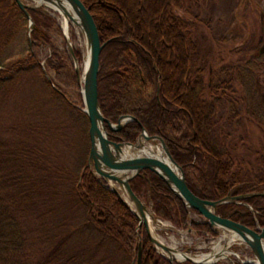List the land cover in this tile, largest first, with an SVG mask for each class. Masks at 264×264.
Masks as SVG:
<instances>
[{
  "label": "trees",
  "instance_id": "16d2710c",
  "mask_svg": "<svg viewBox=\"0 0 264 264\" xmlns=\"http://www.w3.org/2000/svg\"><path fill=\"white\" fill-rule=\"evenodd\" d=\"M81 1L104 45L101 112L113 123L122 115L137 119L120 131L107 126L109 140L134 143L142 128L162 137L201 198L262 192L264 155L253 165L226 127L240 117L264 122V42L233 46L220 66L197 37L200 18L190 3L198 0ZM48 11L29 9L36 26L29 39L17 3L0 0V264H136L137 232L141 264H171L144 226L136 232V215L91 170L89 120L68 93L79 86L77 74L68 51L55 43L62 33ZM259 12L264 23V3ZM43 47L49 48L44 58ZM74 53L81 63L80 51ZM130 184L159 219L216 235L155 172L145 169ZM216 213L263 227L264 194L221 203Z\"/></svg>",
  "mask_w": 264,
  "mask_h": 264
},
{
  "label": "water",
  "instance_id": "95a60500",
  "mask_svg": "<svg viewBox=\"0 0 264 264\" xmlns=\"http://www.w3.org/2000/svg\"><path fill=\"white\" fill-rule=\"evenodd\" d=\"M19 6L22 12L25 14L28 21V37L30 39V31L36 28L32 21L29 9H38L39 7L51 8L54 12H57L62 17L63 22V37L67 44V50L70 53L72 63L74 64L75 72L77 74V82L81 87L82 106L76 105L80 108L88 117L90 138V166L94 174L105 181L107 188L116 192L119 198L126 204V206L136 215L137 221H139L137 230L144 226V230L147 232L149 241L153 244L155 249L164 255L171 264L180 261H191L195 264H215L218 260H195L186 251L177 250L174 246L165 243L158 237L153 236L148 227V220H146L145 213L147 211L152 212L149 206L140 199L135 191L131 188L130 182L133 177L141 175L143 170L148 169L155 172L161 177L164 182L168 184L173 190L175 195L181 198L184 202V206L200 214L209 227L217 234L218 230L224 229L227 232L234 233L238 237V241L245 243L252 252L253 259L245 260L249 264H264V226H258L257 228H250L244 223L230 219L216 213V208L225 202L241 203L242 200L251 197L253 195H263L262 192L240 193V195H230L219 200H207L196 196L187 185L184 171L181 166L177 164L173 156L170 154L169 148L166 145L164 139L158 135H149L145 128H142L141 134L134 143L125 141L115 142L109 140L107 133L108 129L112 131H120L127 122L137 121L133 116L122 115L117 123H113L101 112V106L98 100V72L100 69L99 58L103 44H101L99 38V31H97L96 22L93 19L90 10L84 5L81 0H14ZM54 5L56 7H54ZM75 23L80 31L83 33L86 42V51L88 53L87 60H84V67L80 70L78 59L74 53V47L70 43L68 27L70 23ZM65 27V28H64ZM43 72L51 86L64 96V94L52 84L51 76H49L46 68L43 64ZM158 91V89H157ZM158 96V95H157ZM142 139L147 142L157 143L161 146L165 156L168 160L151 159L149 157H140L137 155L136 150L143 147ZM128 200L133 204L134 209L131 208ZM253 211V208L251 209ZM190 230V229H189ZM139 244L137 250L136 264H141V236L139 232ZM174 252H180L183 254V258L180 260L175 259L172 254ZM209 254V253H204ZM229 255L238 257V254L234 250H229V254L224 258L231 259ZM221 257V256H220ZM222 259V258H221Z\"/></svg>",
  "mask_w": 264,
  "mask_h": 264
},
{
  "label": "rangeland",
  "instance_id": "374dc122",
  "mask_svg": "<svg viewBox=\"0 0 264 264\" xmlns=\"http://www.w3.org/2000/svg\"><path fill=\"white\" fill-rule=\"evenodd\" d=\"M264 0H198L196 6L192 5L195 13L199 15L197 29V37H199L202 47L208 51L211 57L216 58V63L220 66L227 63L229 59V49L233 46L244 44L246 41H252L261 47L264 42V28L263 20L259 12V5L262 7ZM49 8H46L48 11ZM59 22L62 36L55 37V43L59 48L67 50V44L63 37V20L60 14L49 9ZM183 14V12H181ZM70 43L74 49H78L82 56L80 70L84 67V60L86 58V42L83 33L80 31L75 23H70L68 28ZM42 57L44 58L49 53L48 47L42 48ZM223 58V59H222ZM223 60V61H222ZM214 62L212 63V67ZM217 68V67H216ZM221 68H219L220 70ZM220 76L224 73L218 72ZM52 73H50L51 75ZM206 81H209V75L205 76ZM69 95L79 105L78 96L81 94V87L71 88L68 90ZM227 102V101H226ZM221 109L222 114L226 115L227 109L224 105ZM239 108L241 107L238 104ZM83 107V106H82ZM237 107V106H236ZM241 118V117H240ZM240 121L235 120L234 125L227 126L226 130L232 132L234 142L240 153L252 162L253 165H260V157L264 155V122L257 121L252 117L242 118ZM150 145V144H149ZM161 147L160 145L156 144ZM150 209V207H149ZM151 210V209H150ZM169 227L163 228L159 226L157 231L162 241L174 246L177 250L186 251L189 254L201 255L203 253H210L216 242H218L225 232L224 229L218 230L214 236L196 233L191 230H184L176 228L170 221H164ZM227 232V231H226ZM228 234V233H227ZM229 237V235H227ZM226 240L221 241V246H226L229 250H234L237 254L247 256L246 244L241 243L238 239L233 240L230 244H226ZM229 254V253H227ZM230 258L232 255H229ZM233 259L223 258L218 261L219 264H232Z\"/></svg>",
  "mask_w": 264,
  "mask_h": 264
},
{
  "label": "bare ground",
  "instance_id": "6f19581e",
  "mask_svg": "<svg viewBox=\"0 0 264 264\" xmlns=\"http://www.w3.org/2000/svg\"><path fill=\"white\" fill-rule=\"evenodd\" d=\"M54 7H56V6L54 5ZM86 53H87V51H86ZM87 58H88V53L86 54L85 60H87ZM142 142H143V147L136 150V153H137L138 156H140V157H149L151 159L155 158V159H158V160H168V158H167V156H165V153L163 152L162 148L156 145L157 143L147 142L144 139H142ZM125 200H127L129 205L131 206V208L134 209L133 204L131 203L130 200L127 199V197H125ZM145 215H146V220H148L149 230L151 231L153 236L158 237L159 239H161V237L159 236V233L157 231V228L159 226H162L163 228H167V227H169L168 224L164 223L163 220H161L159 218L155 219L152 212L147 211L145 213ZM227 235H229V237ZM223 239L227 241L226 244L228 245L233 240L238 239V237L234 233L225 231L224 234H223V237H221V239L218 242H216L213 250L209 254H204L203 253V254L198 255V256L197 255H191V256L195 260L205 259V260L212 261V260L221 259L225 255H228L227 253H229L228 249H226L227 248L226 246H224V245L221 246V241ZM172 256L175 259H177V260H180V259L183 258V254L180 253V252H174L172 254Z\"/></svg>",
  "mask_w": 264,
  "mask_h": 264
},
{
  "label": "flooded vegetation",
  "instance_id": "af4514ba",
  "mask_svg": "<svg viewBox=\"0 0 264 264\" xmlns=\"http://www.w3.org/2000/svg\"><path fill=\"white\" fill-rule=\"evenodd\" d=\"M257 226V225H256ZM247 255H248V253H247ZM240 263H243L242 261H240L239 259H237Z\"/></svg>",
  "mask_w": 264,
  "mask_h": 264
},
{
  "label": "built area",
  "instance_id": "2783aa9c",
  "mask_svg": "<svg viewBox=\"0 0 264 264\" xmlns=\"http://www.w3.org/2000/svg\"><path fill=\"white\" fill-rule=\"evenodd\" d=\"M242 260V259H241Z\"/></svg>",
  "mask_w": 264,
  "mask_h": 264
}]
</instances>
